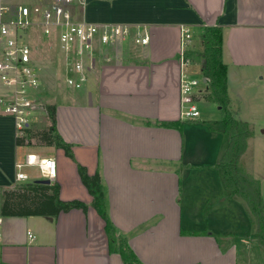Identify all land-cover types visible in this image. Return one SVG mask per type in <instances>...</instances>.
Segmentation results:
<instances>
[{
    "label": "crops",
    "instance_id": "crops-1",
    "mask_svg": "<svg viewBox=\"0 0 264 264\" xmlns=\"http://www.w3.org/2000/svg\"><path fill=\"white\" fill-rule=\"evenodd\" d=\"M49 1L0 0V6ZM78 9L94 22L146 25L150 42L100 47L86 86L55 103L57 129L73 157L35 140L18 144L22 133L0 110V214L5 190L46 178L37 164L24 163L28 154L54 158L50 183L59 184L60 198L88 205L55 217L3 215L0 264H124L110 248L79 164L99 173L114 234L140 264H240V247L264 246V236L246 200L224 183L220 160L229 135L220 106L201 98L198 118L181 116L180 26L192 27L190 50L201 48L206 26L223 29L231 106L253 129L239 163L262 191L253 156L264 140V0H84ZM199 69L194 61L193 73L205 78ZM39 120L29 127L49 124L45 116ZM174 121L182 123L164 125ZM20 162L25 181L16 180Z\"/></svg>",
    "mask_w": 264,
    "mask_h": 264
},
{
    "label": "built area",
    "instance_id": "built-area-1",
    "mask_svg": "<svg viewBox=\"0 0 264 264\" xmlns=\"http://www.w3.org/2000/svg\"><path fill=\"white\" fill-rule=\"evenodd\" d=\"M84 0H51L43 4H2L0 6V81L8 92L0 95V110L10 115L20 133L35 121L33 113L42 112L41 65L33 54L29 42L32 30L46 38L57 39L65 67V84L76 90L83 89L89 81V71L94 66L98 49L133 40L147 45L150 33L146 25L128 23L94 22L79 16V5ZM181 64L180 101L181 116L196 119L200 116V96L204 92L205 78L193 73L194 60L187 54L193 39L191 25L180 26ZM35 52V51H34ZM26 164H37L46 178L54 180L57 165L54 158H40L36 154L26 156ZM17 163V181H25L28 175ZM0 214V245L3 243ZM29 236L33 234L29 231ZM1 263V262H0Z\"/></svg>",
    "mask_w": 264,
    "mask_h": 264
},
{
    "label": "trees",
    "instance_id": "trees-1",
    "mask_svg": "<svg viewBox=\"0 0 264 264\" xmlns=\"http://www.w3.org/2000/svg\"><path fill=\"white\" fill-rule=\"evenodd\" d=\"M223 29L218 25L204 28L201 38V48L188 50L187 54L199 63V70L207 79L205 90L200 96L205 100L216 102L222 112V129L229 135L228 147L220 160L223 179L226 187L237 195L242 196L258 223V232L264 236V203L261 195V185L258 179L246 172L239 164L240 157L247 147V141L253 134L251 125L240 119L236 110L231 106L228 93L227 66L222 57ZM45 111L49 124L45 128L26 127L17 137L18 144H31L35 140L39 144L53 145L64 150L65 154L73 157L72 145L65 141L57 129L56 104L46 103ZM181 121L166 122L164 125H181ZM80 177L92 195V205L104 219L105 230L110 240V248L118 251L124 264H140L125 238L120 237L117 243L114 238V228L108 217L104 189L99 173L90 174L86 166L79 164ZM58 183L42 181L18 182L13 188L3 192L1 214L4 216L47 215L58 216L73 208L87 211L88 205L79 200H62ZM118 245V246H117Z\"/></svg>",
    "mask_w": 264,
    "mask_h": 264
},
{
    "label": "rangeland",
    "instance_id": "rangeland-1",
    "mask_svg": "<svg viewBox=\"0 0 264 264\" xmlns=\"http://www.w3.org/2000/svg\"><path fill=\"white\" fill-rule=\"evenodd\" d=\"M29 42L33 44L34 51L33 54L38 59L41 65V77H42V87H41V96L44 103L41 113L35 112L33 116L36 120L40 119L39 122H44V116L47 119V113L45 111L46 103H56L62 99L63 95L73 94L77 92L76 89L69 88L65 84V67L62 58L61 49L58 45L57 39L53 36L52 38H43L38 33L29 35ZM5 86L0 81V93L4 90ZM6 89V88H5ZM47 123H49L47 119ZM43 124V123H42ZM48 125V124H47ZM43 127V126H42ZM256 143V142H255ZM252 144V147H254ZM260 149L256 153L254 152V169L256 175L261 179L262 184V199L264 203V140L261 144H257ZM256 145V148H257ZM249 153V152H248ZM251 153L248 156V159H251ZM249 161H247V164ZM240 164V163H239ZM245 164V166H248ZM242 167V166H241ZM257 167V168H256ZM243 168V167H242ZM247 168V167H246ZM244 169V168H243ZM246 172L251 174L248 170L244 169ZM260 174L261 176L257 175ZM260 182V180H258ZM5 218V217H4ZM247 227V224H246ZM121 236L114 234L117 243ZM118 246V245H117ZM242 255H238L240 264H264V246L263 244L254 246L246 245L245 248L240 247Z\"/></svg>",
    "mask_w": 264,
    "mask_h": 264
},
{
    "label": "water",
    "instance_id": "water-1",
    "mask_svg": "<svg viewBox=\"0 0 264 264\" xmlns=\"http://www.w3.org/2000/svg\"><path fill=\"white\" fill-rule=\"evenodd\" d=\"M207 79L205 78L204 81H206ZM39 181L45 182V183H50L51 180L48 178H44V179H40Z\"/></svg>",
    "mask_w": 264,
    "mask_h": 264
}]
</instances>
